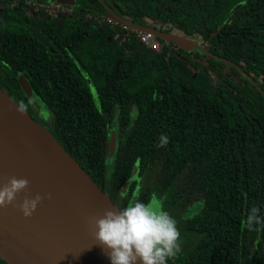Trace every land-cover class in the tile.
Returning <instances> with one entry per match:
<instances>
[{"label":"trees","instance_id":"obj_1","mask_svg":"<svg viewBox=\"0 0 264 264\" xmlns=\"http://www.w3.org/2000/svg\"><path fill=\"white\" fill-rule=\"evenodd\" d=\"M0 89L118 209L162 201L181 233L168 264H264V227L243 224L253 206L264 217V0H75L57 15L0 0Z\"/></svg>","mask_w":264,"mask_h":264},{"label":"water","instance_id":"obj_2","mask_svg":"<svg viewBox=\"0 0 264 264\" xmlns=\"http://www.w3.org/2000/svg\"><path fill=\"white\" fill-rule=\"evenodd\" d=\"M20 85L38 105L30 84L22 79ZM11 176L30 182L17 195V205L25 196L51 193L52 198L43 200L29 218L11 205L0 209V263L110 264L95 244L89 217L118 208L56 138L0 89V184Z\"/></svg>","mask_w":264,"mask_h":264},{"label":"clouds","instance_id":"obj_3","mask_svg":"<svg viewBox=\"0 0 264 264\" xmlns=\"http://www.w3.org/2000/svg\"><path fill=\"white\" fill-rule=\"evenodd\" d=\"M21 109L27 110L23 104ZM167 142V137L162 135L158 146L164 147ZM29 183L27 178L11 176L0 184V209L11 205L29 218L43 200L52 198L51 193L25 196L17 205V195L25 191ZM243 224L250 232L264 227L259 207L249 209ZM89 226L94 229L95 244L102 248L110 264H168L180 251L181 233L176 219L169 212L139 199L123 208L90 216Z\"/></svg>","mask_w":264,"mask_h":264},{"label":"built area","instance_id":"obj_4","mask_svg":"<svg viewBox=\"0 0 264 264\" xmlns=\"http://www.w3.org/2000/svg\"><path fill=\"white\" fill-rule=\"evenodd\" d=\"M26 3L27 5L34 7L36 11L39 9H43V11L52 10L56 15L60 14V12L65 9L64 5L49 0H26ZM103 21L111 26H116L135 35L141 46L149 47L156 52H159L162 48V44L156 37L155 33L147 28H143L136 24L131 25L129 20H122L112 15H106L103 18Z\"/></svg>","mask_w":264,"mask_h":264},{"label":"rangeland","instance_id":"obj_5","mask_svg":"<svg viewBox=\"0 0 264 264\" xmlns=\"http://www.w3.org/2000/svg\"><path fill=\"white\" fill-rule=\"evenodd\" d=\"M110 15V14H109ZM89 82V81H88ZM89 86H90V89H91V92L92 94L96 95L95 93V89L92 87L91 83L89 82ZM111 158V157H110ZM106 165H107V175H109L110 173V170H111V167H112V163L110 162V160H107L106 162ZM137 178V167H134L133 171H132V175H131V178L130 180L124 184L122 186V191H125L127 189V186H128V183H130L132 180L136 179ZM150 204L154 205L157 209H163V203L160 199H158L156 196H153L150 201H149ZM164 210V209H163Z\"/></svg>","mask_w":264,"mask_h":264}]
</instances>
